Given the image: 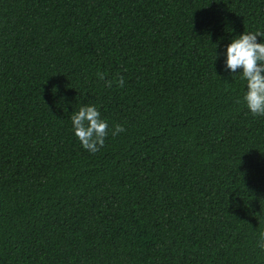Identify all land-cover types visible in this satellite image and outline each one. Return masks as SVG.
Returning a JSON list of instances; mask_svg holds the SVG:
<instances>
[{"label":"trees","instance_id":"1","mask_svg":"<svg viewBox=\"0 0 264 264\" xmlns=\"http://www.w3.org/2000/svg\"><path fill=\"white\" fill-rule=\"evenodd\" d=\"M257 30L264 0H0V264H264V116L222 55Z\"/></svg>","mask_w":264,"mask_h":264},{"label":"clouds","instance_id":"2","mask_svg":"<svg viewBox=\"0 0 264 264\" xmlns=\"http://www.w3.org/2000/svg\"><path fill=\"white\" fill-rule=\"evenodd\" d=\"M215 45L217 48L219 43ZM218 55L221 54L216 52L215 60ZM222 55L223 70L232 78L239 76L245 84L242 98L237 102H243L254 117L264 116V32L257 30L234 36ZM96 75L98 79L104 81L106 87L112 86L113 81L106 79L104 73L97 72ZM116 84L123 87L124 77L119 76ZM69 118L73 134L83 149L94 154L103 148L109 135V124L96 105L82 104L77 111L71 112ZM124 131L123 125L115 124L111 129V135L114 137ZM257 246L264 250V232L260 233Z\"/></svg>","mask_w":264,"mask_h":264}]
</instances>
